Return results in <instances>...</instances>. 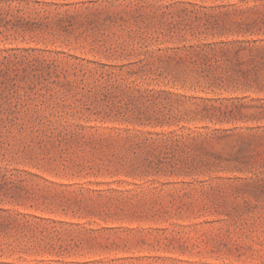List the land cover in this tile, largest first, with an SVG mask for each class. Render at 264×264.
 Instances as JSON below:
<instances>
[{
    "label": "rangeland",
    "instance_id": "obj_1",
    "mask_svg": "<svg viewBox=\"0 0 264 264\" xmlns=\"http://www.w3.org/2000/svg\"><path fill=\"white\" fill-rule=\"evenodd\" d=\"M0 264H264V0H0Z\"/></svg>",
    "mask_w": 264,
    "mask_h": 264
}]
</instances>
